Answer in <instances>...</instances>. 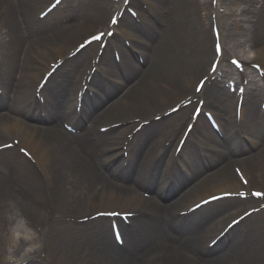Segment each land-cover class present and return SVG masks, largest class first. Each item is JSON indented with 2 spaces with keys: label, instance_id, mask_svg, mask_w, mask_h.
<instances>
[{
  "label": "bare ground",
  "instance_id": "6f19581e",
  "mask_svg": "<svg viewBox=\"0 0 264 264\" xmlns=\"http://www.w3.org/2000/svg\"><path fill=\"white\" fill-rule=\"evenodd\" d=\"M49 1L0 0V89L6 90L0 96V145L17 139L33 161L16 149L0 150V264H264V198L233 196L179 214L216 195L264 193V112L256 105L264 77L249 68L239 74L225 63L232 55L264 72V0H215L214 7L213 0H195L198 16L184 0H129L127 8L138 9V1L146 6L138 9L141 19L123 15L97 65L94 44L73 57L69 51L106 29L122 3L63 0L39 19ZM213 24L222 46L220 76L195 97L214 115L219 134L199 118L174 158L171 147L187 111L164 115V110L192 96L191 82L207 75L214 58L207 26ZM238 48L253 55L241 57ZM57 61L61 65L37 102L36 84ZM91 66L96 70L78 117L74 95ZM243 80L236 120V96L224 83L236 87ZM63 123L77 132L68 133ZM141 123L146 125L137 128ZM170 140L172 146H166ZM248 147L252 158L245 156ZM123 152L125 167L118 160ZM239 157L246 158L238 163ZM236 164L244 168L247 188L231 170ZM192 176L200 181L194 184ZM253 208L260 211L207 247L225 221ZM114 211L134 215L128 224L114 219L122 247L108 233L110 219H89Z\"/></svg>",
  "mask_w": 264,
  "mask_h": 264
},
{
  "label": "rangeland",
  "instance_id": "374dc122",
  "mask_svg": "<svg viewBox=\"0 0 264 264\" xmlns=\"http://www.w3.org/2000/svg\"><path fill=\"white\" fill-rule=\"evenodd\" d=\"M184 3L187 5V7H189L188 8V11L190 10V12L192 11V12H194V14L195 15H197L198 16V11H197V8H196V6H195V0H184ZM220 11H222V10H220ZM190 15H191V13H190ZM202 23V22H201ZM198 23H196V25H197ZM202 25V24H201ZM201 25H199V26H201ZM209 28V26L207 27V29ZM79 41H77V42H75V43H73L69 48H72V46H74L75 44H77ZM239 49V50H238ZM237 50L239 51V54L241 55V57H248V56H252L253 55V52L252 51H250V50H246V49H243V48H238ZM68 50V49H67ZM193 82H191V87L193 86ZM172 100H174V101H172V102H170V103H168V104H166L163 108H167V107H170V106H172V104H174V102H176L175 100H178L177 99V97L176 98H174V99H172ZM160 108H162V106L160 107ZM248 148H250V147H248ZM245 150H250V149H245ZM197 176H194L193 178H192V180L194 179V178H196ZM233 218H235L234 217V215H233V217H230L227 221H225V222H228L229 220H231V219H233ZM109 234H110V232H109Z\"/></svg>",
  "mask_w": 264,
  "mask_h": 264
},
{
  "label": "snow or ice",
  "instance_id": "6c2138e0",
  "mask_svg": "<svg viewBox=\"0 0 264 264\" xmlns=\"http://www.w3.org/2000/svg\"><path fill=\"white\" fill-rule=\"evenodd\" d=\"M101 38H102L101 36H95V37H94L95 40H100ZM218 50H219V49H218ZM233 63H236V62L234 61ZM201 90H202V88H197V89H196V91H201ZM241 195H243V194H241ZM256 195H260V194L257 193Z\"/></svg>",
  "mask_w": 264,
  "mask_h": 264
}]
</instances>
